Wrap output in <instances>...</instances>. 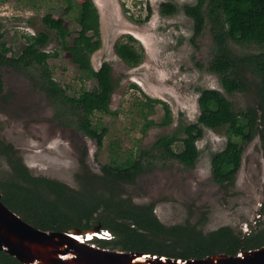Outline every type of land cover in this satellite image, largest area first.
<instances>
[{
    "label": "rangeland",
    "instance_id": "rangeland-1",
    "mask_svg": "<svg viewBox=\"0 0 264 264\" xmlns=\"http://www.w3.org/2000/svg\"><path fill=\"white\" fill-rule=\"evenodd\" d=\"M81 1L0 0V138L13 144L31 174L77 187L75 174L80 170L82 149H86L83 156L89 168L96 172L113 157H134L140 147L147 148L182 119L196 120L197 97L203 87L220 89L236 109L255 104L252 89L228 93L220 75L208 68L214 52L210 24L193 39L194 22L183 8L195 0H169L178 6L169 15L160 13L163 0H92L100 31L94 38L97 49L90 55L91 64L97 68L102 61L109 62L116 81L109 110L91 114L94 125L107 127L98 147L94 138L75 126L60 124L58 117L68 112V106L60 94L51 91L42 67L16 60L26 35L46 31L50 38L43 48L55 52L47 58L51 77L69 94L92 89L96 79L84 76L69 46L60 45L42 20L47 12L59 18L68 28L66 40L70 43L78 33L76 15ZM230 42L239 53L264 50V45ZM116 44L136 50L139 61L134 64L123 59ZM245 74L254 84L252 72ZM164 103L169 105L171 121L165 117ZM226 141L225 127H205L197 140L200 154L192 168L157 159L135 182L125 184L126 193L137 202L155 201V213L165 224L189 220L204 231L220 225L242 229L256 213L258 202L264 211V145L258 134L245 143L234 181L220 185L212 179L210 154ZM173 148L180 149L181 141L174 142ZM10 177V165L0 153V181ZM259 224L264 225V217Z\"/></svg>",
    "mask_w": 264,
    "mask_h": 264
},
{
    "label": "trees",
    "instance_id": "trees-1",
    "mask_svg": "<svg viewBox=\"0 0 264 264\" xmlns=\"http://www.w3.org/2000/svg\"><path fill=\"white\" fill-rule=\"evenodd\" d=\"M177 8V4L169 0L159 4L160 13L165 15L175 12ZM183 8L194 22L193 39L201 35L207 22L210 24L214 52L208 68L220 75L224 90L233 93L252 89L255 104L236 109L220 89L203 87L197 97L199 114L196 120L182 119L174 130L160 134L147 148L140 147L134 157H113L96 172L89 168L83 156L86 149H82L80 170L75 174L77 187L54 178L31 174L16 155L13 144L0 138V153L6 157L12 175L0 181L1 200L8 207L43 229L66 230L75 225L91 228L100 224L113 237L94 236L92 241L108 248L188 258L216 252L235 254L239 249L264 244V226L251 237L240 240L230 225H221L205 232L197 223L189 220L165 224L155 213L153 200L137 202L126 193L125 184L135 182L136 177L150 170L157 159H176L187 168L194 166L200 154L197 140L203 136L205 127H225V145L210 154L212 179L220 185L234 181L245 143L258 133L264 145V50L239 53L230 42L264 45V0H195L184 4ZM42 20L55 32L60 45L69 46L70 55L84 76L96 79V85L92 89L83 88L78 94H69L51 77L47 58L55 52L43 48L50 38L43 30L26 35V44L16 60L42 67L51 83V91L60 94L63 103L68 106V112L60 115L58 121L66 126L73 125L94 138L99 147L107 127L94 125L91 114L95 110H109L116 81L109 62L102 61L97 68L91 64L90 55L97 49L94 38L99 36L100 31L97 9L92 0L80 2L76 15L79 29L70 43L66 40L68 28L59 18L47 12ZM2 35L0 30V38ZM115 49L119 56L130 63H137L141 57L136 50L128 51L118 44ZM247 71L256 77L254 84L248 80ZM164 110L167 121H171L167 103H164ZM176 141H181L178 150L173 148ZM0 260L5 263L20 262L2 249Z\"/></svg>",
    "mask_w": 264,
    "mask_h": 264
},
{
    "label": "water",
    "instance_id": "water-1",
    "mask_svg": "<svg viewBox=\"0 0 264 264\" xmlns=\"http://www.w3.org/2000/svg\"><path fill=\"white\" fill-rule=\"evenodd\" d=\"M1 196L0 190V249L22 264H264V244L235 254L216 252L192 258L103 247L92 241L94 235H102L97 232L100 224L42 229L25 221Z\"/></svg>",
    "mask_w": 264,
    "mask_h": 264
},
{
    "label": "flooded vegetation",
    "instance_id": "flooded-vegetation-1",
    "mask_svg": "<svg viewBox=\"0 0 264 264\" xmlns=\"http://www.w3.org/2000/svg\"><path fill=\"white\" fill-rule=\"evenodd\" d=\"M61 124V123H60ZM63 125V124H61ZM66 126V125H65ZM258 134V133H257ZM256 135V134H255ZM254 135V136H255ZM259 135V134H258ZM261 139V138H260ZM167 160V159H165ZM168 160H175L177 162H179L178 160L176 159H168ZM164 161V160H162ZM184 168L186 169H190V168H187L185 167L181 162H179ZM195 165V164H194ZM239 169V168H238ZM154 204L156 206V203L154 201ZM257 211L255 214H253V216L251 217L250 219V223L246 222L247 224L246 225H242L241 228L242 229H239V230H235L231 225V227L233 228V230L238 234L240 240H242L243 238L245 237H251L253 234H255L258 229L262 226H260L259 222L261 221V218L264 217V211H262V202H258L257 204ZM155 209V208H154ZM155 211V210H154ZM25 221L31 223V221L29 219H27L26 217H24L23 215H20ZM159 218V217H158ZM191 222V221H190ZM164 223V222H163ZM179 223H183V222H179ZM193 223V222H191ZM32 225H35L33 223H31ZM174 224V223H172ZM198 226V225H197ZM221 226V225H220ZM264 226V225H263ZM38 227V226H37ZM199 227V226H198ZM219 227V226H218ZM244 227V228H243ZM40 228V227H39ZM201 228V227H200ZM43 229V228H42ZM104 230H107V231H104ZM203 230V229H202ZM204 231V230H203ZM98 233H101L102 235H94L95 237H98V238H108V239H111L113 237V234L106 228H102L100 227L98 230H97ZM206 232V231H205ZM243 246V244H242ZM261 246V245H260ZM255 248V247H253ZM250 249V248H248ZM240 250V249H239ZM238 252V251H237ZM162 255H165V254H162ZM166 256H170V255H166ZM172 257H176V256H172ZM179 258H183V257H179ZM184 258H187V257H184ZM188 258H192V257H188ZM0 264H22L21 262H12V263H5L4 261H1L0 260Z\"/></svg>",
    "mask_w": 264,
    "mask_h": 264
}]
</instances>
